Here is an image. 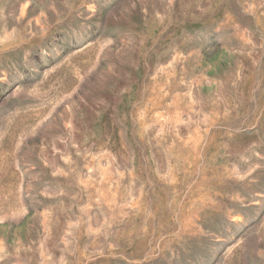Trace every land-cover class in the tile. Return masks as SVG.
<instances>
[{
	"label": "rangeland",
	"instance_id": "1",
	"mask_svg": "<svg viewBox=\"0 0 264 264\" xmlns=\"http://www.w3.org/2000/svg\"><path fill=\"white\" fill-rule=\"evenodd\" d=\"M0 264H264V0H0Z\"/></svg>",
	"mask_w": 264,
	"mask_h": 264
}]
</instances>
